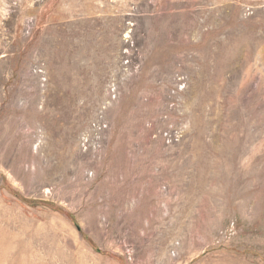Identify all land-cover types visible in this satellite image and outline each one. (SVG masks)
<instances>
[{
  "label": "rangeland",
  "instance_id": "obj_1",
  "mask_svg": "<svg viewBox=\"0 0 264 264\" xmlns=\"http://www.w3.org/2000/svg\"><path fill=\"white\" fill-rule=\"evenodd\" d=\"M0 264H264V0H0Z\"/></svg>",
  "mask_w": 264,
  "mask_h": 264
}]
</instances>
